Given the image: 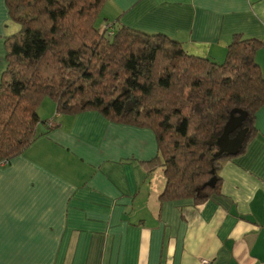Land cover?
Wrapping results in <instances>:
<instances>
[{
  "label": "crops",
  "instance_id": "1",
  "mask_svg": "<svg viewBox=\"0 0 264 264\" xmlns=\"http://www.w3.org/2000/svg\"><path fill=\"white\" fill-rule=\"evenodd\" d=\"M99 15L102 28L162 33L217 63L235 34L264 39V0H105ZM18 29L0 0V79ZM255 59L264 76V48ZM46 100L35 140L0 166V264H264V106L197 203L160 200L154 131L95 110L54 116Z\"/></svg>",
  "mask_w": 264,
  "mask_h": 264
},
{
  "label": "trees",
  "instance_id": "2",
  "mask_svg": "<svg viewBox=\"0 0 264 264\" xmlns=\"http://www.w3.org/2000/svg\"><path fill=\"white\" fill-rule=\"evenodd\" d=\"M17 32L5 38L0 79V161L36 138L37 108L50 98L58 113L95 110L107 119L154 131L163 168L160 200L205 201L218 170L240 155L264 106V76L255 54L264 39L235 34L225 60L187 53L162 34L95 20L105 0H5ZM245 113L239 150L218 153L230 116ZM49 120H46L47 125ZM52 126V124L50 125ZM216 177L215 185L206 183Z\"/></svg>",
  "mask_w": 264,
  "mask_h": 264
},
{
  "label": "water",
  "instance_id": "3",
  "mask_svg": "<svg viewBox=\"0 0 264 264\" xmlns=\"http://www.w3.org/2000/svg\"><path fill=\"white\" fill-rule=\"evenodd\" d=\"M244 119V112H240L238 116L233 114L230 116L218 140V153L232 155L239 150L247 133V129L243 126ZM215 181L216 177L213 176L206 184L212 187Z\"/></svg>",
  "mask_w": 264,
  "mask_h": 264
},
{
  "label": "rangeland",
  "instance_id": "4",
  "mask_svg": "<svg viewBox=\"0 0 264 264\" xmlns=\"http://www.w3.org/2000/svg\"><path fill=\"white\" fill-rule=\"evenodd\" d=\"M102 15H99L98 17H97V19L95 20L96 22H95V26L98 28V29H102V23H103V21H102ZM47 103H48V105H50V102H52V105H51V107H52V112H53V114L55 113V110H56V106H55V103L50 99V98H47ZM44 103V102H43ZM43 103H42V105H43ZM41 105V106H42ZM40 106V107H41ZM39 107V106H38ZM39 107V108H40ZM38 108V109H39ZM37 109V110H38ZM56 113H57V111H56ZM38 114V116H40L41 118H46V117H42L43 116V112L41 113H37ZM54 116H55V114H54ZM39 117V118H40ZM41 120H43V119H41Z\"/></svg>",
  "mask_w": 264,
  "mask_h": 264
},
{
  "label": "built area",
  "instance_id": "5",
  "mask_svg": "<svg viewBox=\"0 0 264 264\" xmlns=\"http://www.w3.org/2000/svg\"><path fill=\"white\" fill-rule=\"evenodd\" d=\"M53 122H54L53 119H50L48 124L51 125V124H53ZM7 162H8V160H6V159L5 160H1L0 161V166H4ZM200 264H211V261L208 260V259H202Z\"/></svg>",
  "mask_w": 264,
  "mask_h": 264
}]
</instances>
